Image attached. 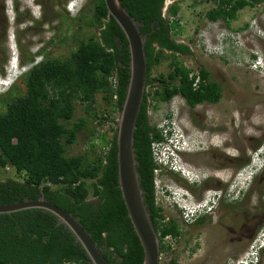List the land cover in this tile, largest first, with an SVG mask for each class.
I'll list each match as a JSON object with an SVG mask.
<instances>
[{
    "label": "trees",
    "instance_id": "1",
    "mask_svg": "<svg viewBox=\"0 0 264 264\" xmlns=\"http://www.w3.org/2000/svg\"><path fill=\"white\" fill-rule=\"evenodd\" d=\"M206 1L214 4L204 18L210 23L224 22L230 28L247 5L254 7L264 0ZM119 2L137 23L144 39L145 93L136 119L133 148L144 203L160 241V254H164L171 248L163 244L164 237L171 235L177 239L180 228L174 218L162 222L156 210L160 207L156 208L153 171L158 166L153 146L164 143V130L151 124V102L169 103L180 97L193 109L218 103L222 89L203 68H197L201 83L193 88L190 70L177 60L192 54L188 45L175 39L183 32L178 19L181 0L168 7L171 21L161 16L164 0ZM91 3L90 17L84 18L79 13L65 18L76 44L70 53L51 58L46 48L39 50L41 61L18 79L23 90L14 83L0 94L4 108L0 111V205L43 198L71 214L109 264H142L143 249L118 187L116 118L129 82L128 41L116 21L108 16L104 0H91ZM84 30V36L80 37ZM67 40L66 36L60 41ZM52 43L53 40L48 44ZM251 57L256 59L254 53ZM164 60H170V71L165 76L152 77V70ZM27 61L32 63L34 56L30 55ZM97 95L102 106L97 104ZM76 102L86 107L92 124L109 129L100 136L94 130L87 134L85 141H90L92 157L66 155L67 148L85 128L84 119L71 127L64 124L73 119ZM94 140L106 150L97 153ZM249 161L241 167H247ZM6 171L16 177H5ZM0 264L91 262L54 215L41 209H26L0 214ZM168 264L177 262L171 259Z\"/></svg>",
    "mask_w": 264,
    "mask_h": 264
},
{
    "label": "rangeland",
    "instance_id": "2",
    "mask_svg": "<svg viewBox=\"0 0 264 264\" xmlns=\"http://www.w3.org/2000/svg\"><path fill=\"white\" fill-rule=\"evenodd\" d=\"M67 1L0 0V6H4V9L0 8V71L10 60L13 44L22 65L30 63L27 59L38 46L42 47L41 50L46 48L51 58L66 57L70 53L76 44L69 22L65 19L72 18L63 6ZM172 3L166 0L164 9ZM213 4L206 0H181L178 19L183 32L175 39L190 44L193 52V57H178L177 60L190 69L206 70L211 80L221 86L220 101L198 105L193 110L180 97L173 98L169 103L151 102L149 118L151 124L159 128L164 126L166 120H170L186 137L187 147L183 155L178 157L180 162L173 164L176 169L183 170L184 174L172 173L184 191L187 190L189 194L196 191V196H201L202 191L192 187L191 182H200L196 174L212 170L221 184L210 182L211 190H220L224 195L233 184L245 193L241 195L242 198L236 197L234 190L233 200L223 204L233 205V208L227 210L222 205L218 214L214 213L212 224H205L203 229L185 227L181 225L182 216L178 209L170 203L172 200L165 197V200L159 202L163 199L160 186L163 183L175 184L167 174L158 178L156 202L172 218L175 217L183 230L177 242L169 243L171 251L160 255L159 264H165L169 258H174L177 264H234L250 245L248 239L241 243L236 241L241 227L245 223L264 220V170L255 176L250 168L241 167L248 159L251 167L254 164L255 167L261 164L264 166V66L261 71L256 69L251 57L252 52L257 53L264 64V6L240 11L232 27L239 29L246 23L249 27L247 30L243 27L231 32L224 22L210 23L204 18L205 12ZM6 8L7 17L4 14ZM92 8L91 0H87L80 14L88 18ZM165 14V19L171 21L167 12ZM84 32H80V37L84 36ZM66 36L67 42L61 43L60 40ZM52 40L53 43L48 44ZM169 63L170 60H164L153 69L152 77L160 74L165 76L170 71ZM15 83L23 90L22 81L17 80ZM147 91L152 92L150 88ZM75 104L73 119L64 124L71 127L72 123L84 119L85 128L78 134L77 141L67 148L66 155L92 157L90 141H85L87 134L94 130L100 136L109 129L107 126L92 124L90 115L85 111L86 107L78 102ZM97 104L102 106L100 95H97ZM2 110L4 108L0 104ZM176 136L180 137V133ZM94 142L98 146L97 153L100 149L102 152L106 150L97 140ZM260 154L263 157L257 160ZM161 161L165 163L166 159ZM163 170H166L165 173L173 172L166 168ZM4 176L16 177L11 171H6ZM179 193L180 190L173 194L175 198ZM175 201L180 204L177 198ZM260 262L264 264V253Z\"/></svg>",
    "mask_w": 264,
    "mask_h": 264
},
{
    "label": "water",
    "instance_id": "3",
    "mask_svg": "<svg viewBox=\"0 0 264 264\" xmlns=\"http://www.w3.org/2000/svg\"><path fill=\"white\" fill-rule=\"evenodd\" d=\"M104 3L108 16L116 21L128 41L130 58L129 82L116 121L118 187L127 216L143 249L142 264H159L160 241L144 203L133 148L136 119L145 93L144 39L140 35L137 23L128 15L119 0H104ZM26 209H41L51 213L58 219V223L63 224L71 232L75 241L85 250L91 264H109L77 220L43 198L0 205V214Z\"/></svg>",
    "mask_w": 264,
    "mask_h": 264
},
{
    "label": "clouds",
    "instance_id": "4",
    "mask_svg": "<svg viewBox=\"0 0 264 264\" xmlns=\"http://www.w3.org/2000/svg\"><path fill=\"white\" fill-rule=\"evenodd\" d=\"M85 1L87 0H68L66 4L64 5L65 11L68 15L71 17L77 16L80 11L82 10ZM28 4V3H27ZM29 7V4H28ZM5 15L7 17V8L5 9ZM14 22L10 23L13 24ZM9 26L11 27V25ZM12 28V27H11ZM11 30V29H10ZM9 30V32H10ZM41 46H38V48L32 52L31 55L34 56V61L32 63H28L26 65H22L19 62V56L17 54V50L15 47V44H13V51L11 52L10 60L8 61L7 65L3 66V71H0V90L3 92H7L9 88L17 82L20 76L24 75L31 67L35 66L39 61L42 59V55L38 54L39 50H41ZM256 55V59L252 60L253 61V66L258 69L259 71L263 70L264 64L261 63L260 57L257 53L252 52ZM162 129L165 131L164 135V143L154 145L153 147L157 148V153L159 155V158L161 160H165V163H162L161 160L156 161L154 158L155 163L159 167L166 168L168 170L173 171L175 174L182 175L184 174L183 170L181 169H176L173 164H176L180 162L179 156L183 155L184 148L187 147L185 146L186 144V137L183 136L181 133L180 128H177L173 126L171 121L166 120L164 123V126ZM167 131L170 133L168 134ZM180 133V137L177 138L176 134ZM190 140V138H189ZM212 146V145H211ZM189 150V149H188ZM164 157V158H163ZM263 157L262 154L257 155V160L259 158ZM254 164V163H251ZM262 164L255 167V164L251 167L250 164L247 166V169L250 168L252 172H255L254 175L256 176L258 173L262 172L264 170V166L262 167ZM258 168V169H257ZM255 169V170H253ZM209 173L204 171L200 172L199 174H196L197 177H205ZM193 185L192 187H195L196 185L199 184V182H191ZM154 189H155V194L157 195L158 189L156 188V182L154 183ZM180 190V189H179ZM234 190H236V197H238L240 194L245 193L242 191L241 188L238 186H233L231 184L229 188L225 191L223 196L227 195H234ZM178 191V190H175ZM171 195L176 194V193H170ZM222 193L219 190L211 191L209 192L205 198L200 202V203H195L193 204V200L190 196H188L187 191L180 190L179 195H177V199L180 201V204L175 201V196H170L169 200H172L170 203L173 206H176L178 209H180L182 212L189 213L190 210L194 211V217L197 215L198 212L205 213V212H211L214 210V208L218 204V199L220 198V195ZM188 197L186 199V197ZM185 220V219H183ZM264 230V227L257 233V235ZM257 235L255 238L250 242V244L256 239ZM249 247V246H248ZM264 251V245L259 247L258 249V254H259V261H260V252ZM161 255V254H160ZM259 264V262L257 263Z\"/></svg>",
    "mask_w": 264,
    "mask_h": 264
},
{
    "label": "flooded vegetation",
    "instance_id": "5",
    "mask_svg": "<svg viewBox=\"0 0 264 264\" xmlns=\"http://www.w3.org/2000/svg\"><path fill=\"white\" fill-rule=\"evenodd\" d=\"M167 1H169V2H174L175 0H167ZM165 2H166V0H164V2H163V7H162V12H161V16L163 17V18H165V12H167V10H168V8L167 9H164V5H165ZM65 5V4H64ZM63 5V6H64ZM260 6H264V1L263 2H261V3H258V4H256V6H254V7H250V6H246L244 9H247V8H255V7H260ZM0 8H2V9H4V6H3V4L0 6ZM243 9V10H244ZM242 11V10H241ZM4 14H5V11H4ZM233 23V22H232ZM231 23V24H232ZM230 24V28L229 27H227V29L228 30H230V31H232V32H235V30H237L238 28L236 27V28H233L232 27V25ZM244 28H245V30H247L248 29V27H249V24H244V26H243ZM243 27H241V28H243ZM241 28H239V29H241ZM238 29V30H239ZM181 43V42H180ZM183 44H185V45H188L189 47H190V50H191V45L190 44H188V43H184L183 42ZM191 52H192V50H191ZM182 58H191V57H193V52H192V54L190 55V56H188V57H184V56H181ZM185 66V65H184ZM196 108V107H195ZM194 109V108H193ZM192 109V110H193ZM181 133H182V131H181ZM183 134V133H182ZM183 136H184V134H183ZM181 154H183V153H181ZM181 156V155H180ZM165 171L166 170H163V167H159L158 166V168H156V169H154V171H153V180L156 182V180H158V178H160L162 175H164V174H167V175H169V177H170V181H173V183L175 184L174 186H172L171 185V183L170 184H162L161 186H160V189H161V191H162V196H163V199L161 198V201H163V200H165V197H167V198H170V193H176V191L175 190H184V189H182L183 188V186H180V183H179V181H178V179H176V178H174L173 176H172V173L173 174H175L174 172H168V173H165ZM214 171H212L211 170V172H208L209 174L208 175H206L205 177H200V179H199V184L198 185H196V187H194V188H197L198 190H201L202 191V195L201 196H196V194H197V192L196 191H193L191 194H194V195H191V194H189V192H187L188 193V196H190L192 199H194L193 200V204H195V203H200L204 198H205V196L209 193V192H211V191H215V190H211L209 187H210V182H212V181H216L218 184H221L217 179H216V175H214V173H213ZM154 182V183H155ZM228 183L230 184V180L228 181ZM156 186L158 187V184L156 183ZM155 188V187H154ZM195 190V189H194ZM187 191V190H186ZM220 191V190H219ZM221 192V191H220ZM222 193V192H221ZM243 194V196H244V193H242ZM242 194H240L239 196H241ZM238 196V197H239ZM186 197V196H185ZM188 197H186V199H187ZM233 198H234V196H233V194L232 195H225V196H223L222 194L220 195V198L218 199V204H217V206L214 208V210L213 211H211V212H205V213H201V212H198L197 213V215H195V217H194V220L191 222V223H187V222H185L184 220H183V213H182V211L180 210V209H178L176 206H174V207H176L178 210V213H179V215H180V217L182 216V226L184 225L185 227H193V226H196L197 228H201L202 226H204L205 224H208V225H210V224H212V220H213V218H214V213H217L218 214V211L220 210V208L222 207V205L223 204H227V202L228 201H232L233 200ZM240 198H242V196L240 197ZM234 204V203H233ZM162 206V205H161ZM160 205H158L157 204V202H156V208L157 207H160V210H158V208L156 209L157 210V213L158 214H160L161 216H162V222H167V221H169L172 217H171V215H169V213H166L165 212V210L161 207ZM233 205H231V206H229V205H227V206H225V205H223V207L225 208V209H227V210H231L233 207H232ZM175 218V217H174ZM218 219H219V216H217V222H218ZM182 226H180L179 228V232H180V235H179V237L177 238V239H175L174 237H172L171 235H167V236H169L170 237V242L171 241H173V242H177L178 241V239L181 237V235H182V232H183V230L181 229V227ZM264 227V220L263 221H258V222H255V223H253V224H250V223H245L242 227H241V231H240V233H239V235H237V238H236V241L237 242H239V243H241L243 240H245V239H248L247 241L249 242H251L254 238H255V236L257 235V233L262 229ZM201 229H203V227L201 228ZM167 236H165V237H167ZM164 237V238H165ZM249 242V243H250ZM163 244H166V245H169V242L166 240V239H163ZM170 246V245H169ZM171 249L172 248H170V251H171ZM262 253H264V251H262V252H260V260H261V255H262ZM171 259H174V258H169L167 261H166V263L165 264H168L170 261H171ZM177 262V261H176ZM259 264H261V262L259 261Z\"/></svg>",
    "mask_w": 264,
    "mask_h": 264
},
{
    "label": "built area",
    "instance_id": "6",
    "mask_svg": "<svg viewBox=\"0 0 264 264\" xmlns=\"http://www.w3.org/2000/svg\"><path fill=\"white\" fill-rule=\"evenodd\" d=\"M172 20V18H171ZM186 67V66H185ZM187 69L190 70L189 72V78L193 80L192 87L197 88L199 84L201 83V78L199 76L198 70H193L188 67ZM111 82L114 84L115 79L113 78ZM153 155L156 161L161 160L159 158V155L157 153V148L153 147ZM183 213V219L187 223H191L194 220V211L190 210L189 213L182 212ZM164 239H166L170 243V237L167 236ZM264 245V230H262L256 237V239L249 245L248 249L245 251L244 254H242L234 264H257L259 262V254L258 249L259 247Z\"/></svg>",
    "mask_w": 264,
    "mask_h": 264
}]
</instances>
